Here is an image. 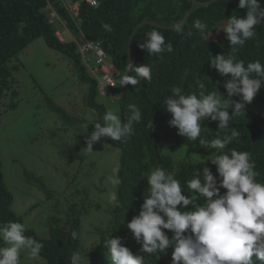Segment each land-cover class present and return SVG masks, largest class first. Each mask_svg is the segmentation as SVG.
Returning <instances> with one entry per match:
<instances>
[{"label":"trees","instance_id":"trees-1","mask_svg":"<svg viewBox=\"0 0 264 264\" xmlns=\"http://www.w3.org/2000/svg\"><path fill=\"white\" fill-rule=\"evenodd\" d=\"M50 1L75 35H83L104 47L121 75L126 73L128 62L147 64L152 70L150 82L141 80L135 87L131 84L123 87L120 98L102 96L98 92L97 81L87 71L84 64L86 57L77 44L72 41L60 42L54 34L55 31L48 25V0H0V116L9 109L18 107L14 101L18 97L17 91L9 93L13 72L8 64L39 38H43L49 48L71 61L77 79L87 87V106L97 112L96 122L103 123V115L108 111V106L101 102V98H109L111 103L119 102L122 123L131 115L129 104H135L141 110L142 119L140 122H133V135L130 138L113 141L102 137L109 145L121 150V157L117 173L119 183L116 186V196L114 195L116 199L106 205L107 212L105 215L101 213L100 217L106 229L95 227L100 233L98 243L92 247H84L82 236L84 218L92 212L96 197L101 192H96L97 184L94 185L92 181L88 184L86 182L82 189L76 187L77 194L82 193L79 195V205L72 199L75 203H70L68 210L49 208L48 215H45L49 226L48 235H39L35 228L25 227V235L43 243L40 256L47 264H71L73 252L81 254L83 264H110L106 258L107 249L103 246L104 240L109 236L122 238L124 246L129 247L134 254L139 253L141 245L133 238L127 223L139 213L149 187L146 176L152 169L163 166L171 171L175 178L181 180L183 191H187L185 182L192 178L196 170L202 172L204 166L210 167L213 174L218 175L216 166L210 163L215 155L212 157L208 145H201L199 139L190 141L178 135V128L169 123L173 116L166 111L164 101L172 95V89L176 87L182 94H196L198 97L201 91L205 94L217 92L222 102H225L228 96L223 85L230 79L231 74L228 77L221 76L211 66L210 60L216 55L224 54L234 55L245 66L256 60L264 65V23L255 26V36L233 53L227 33L220 30L229 17L246 15L247 9L238 7L239 0H99V5L94 8L82 4L80 29L69 18L60 0ZM260 3L261 10H264V0H260ZM197 19L207 25L205 31L210 33L207 40L193 27ZM177 25L183 28L184 33L176 32ZM153 30L160 32L166 43L172 44L171 53L164 52L159 57L151 56L147 49L140 47V44L145 43L147 33ZM189 30L192 31V36L186 35ZM17 69L19 67L14 68ZM127 74L135 75L132 72ZM198 82L204 84L203 89ZM113 92L119 93L117 88ZM8 95L12 98L10 106L3 104ZM232 99L238 100L239 97ZM47 102L49 109L58 114L64 123L74 124L71 117L73 114L70 115L49 98ZM229 113L231 115V108ZM232 129L237 130L240 136L225 151L235 148L249 152L259 173L257 179L264 181V78L254 100L230 121L228 129H219L218 122L209 119L202 123L201 136L206 141H211L218 136L222 138L225 134H230ZM66 131L67 129H63V132ZM88 135L90 132L86 133L85 141ZM173 144L186 146L188 151L185 161L176 163L163 152L162 146ZM83 147L85 155L80 153L74 158L79 164L89 161L86 167L89 170L95 166V162L89 159L87 142ZM62 154L66 156L64 149ZM219 154L218 151L216 155ZM207 157L210 158L203 160ZM24 176L29 183L36 186L37 192H33L36 194L34 207L45 205L51 198H55L52 191L55 188L47 185L42 177L28 170L24 171ZM100 188L102 190L103 187ZM39 190L46 198L37 201ZM64 197L65 195L60 196L57 203L64 205L62 201L69 200L72 195L65 200ZM13 203L14 196L6 186L0 158V223L17 221L24 225L28 213L17 215L12 209ZM96 230L95 233L98 234ZM73 231L78 233L75 240L71 236ZM164 231L171 238L172 233L169 230ZM172 251L169 248L167 254H161L159 259L144 254L146 259H150L146 264H171Z\"/></svg>","mask_w":264,"mask_h":264},{"label":"clouds","instance_id":"clouds-1","mask_svg":"<svg viewBox=\"0 0 264 264\" xmlns=\"http://www.w3.org/2000/svg\"><path fill=\"white\" fill-rule=\"evenodd\" d=\"M60 1L62 6H66L69 0ZM95 1L97 4L94 6L89 0L83 1V4L94 8L99 5V0ZM238 7L247 9L246 15L229 17L221 28L227 33L233 53L255 36V26L264 23L260 0H239ZM46 12L47 23L55 31L56 38L62 43L74 42L86 57L84 64L90 77L97 84L100 79L99 82L105 87L103 89H106L102 94L104 90L98 87L102 96L120 98L123 87L129 84L135 87L141 80H152V70L147 64L128 62L126 73L121 75L99 42L90 41L83 35L78 36L80 39L76 41L66 40L69 27L50 0ZM53 12L57 14V19L54 24H50ZM193 27L200 31L204 39H208L210 33L205 31V23L197 19ZM77 28L80 29V26ZM175 30L184 33L180 25ZM186 35L192 36L193 33L189 30ZM140 47L147 49L149 55L157 57L173 51L172 44L166 43L165 37L155 30L147 33V39ZM99 50L105 54L108 71L103 72L97 61ZM210 62L221 76L228 77L231 74L223 85L228 96L225 102H222L217 92L205 94L201 91L198 97L196 94H182L179 88L174 87L172 95L165 99L164 107L172 114L169 123L178 128V135L190 141L199 139L201 145H208L212 157L215 155L210 163L216 166L218 175L213 174L210 167L204 166L202 172L196 170L192 178L185 182L187 191H183L184 185L171 171L163 166L152 169L146 176L149 187L139 213L127 223L133 238L141 245L139 253L142 254H134L129 247L124 246L122 238L109 236L103 246L107 249L106 258L110 264H146L150 259H146L144 254L159 259L161 254H167L169 248L173 249L171 264H264V181L257 179L259 173L256 163L247 151L235 148L225 151L228 145L239 139L240 133L235 129L211 141L201 136L204 121L211 119L218 122L219 129H228L230 121L254 100L262 87L264 65L256 60L245 66L234 55L224 54L214 56ZM128 72L135 75H128ZM108 74L116 85H111L107 80ZM198 84L201 89L204 88L203 83ZM115 88L119 93L113 92ZM232 97L239 99L233 100ZM128 109L131 115L123 123L120 115L106 111L103 123L95 122V130L86 137V150L93 151V145L102 137L113 141L130 138L133 135V122H140L142 113L135 104H129ZM218 151L220 154L216 155ZM181 161L185 159L178 162ZM112 182L119 183V180L113 179ZM164 230L172 233L171 238ZM25 232V225L20 222L0 223V241L3 242L0 246V264H21L22 250H26L30 258L40 257L47 264L40 256L43 243L25 235ZM71 236L75 240L78 233L73 231ZM70 260L71 264H83L79 252H73Z\"/></svg>","mask_w":264,"mask_h":264},{"label":"rangeland","instance_id":"rangeland-1","mask_svg":"<svg viewBox=\"0 0 264 264\" xmlns=\"http://www.w3.org/2000/svg\"><path fill=\"white\" fill-rule=\"evenodd\" d=\"M220 32L223 33V30ZM65 39L76 41L80 37L70 31ZM70 62L68 58L49 48L43 38H39L8 64L13 72L9 93L17 91L18 97L14 101L18 107L9 109L0 116V158L6 186L14 196L13 211L19 216L22 212L28 213L24 225L35 228L39 235H48L49 226L45 215L49 208L68 210V206L74 201L79 205V195L82 193L77 194L76 187L82 189L86 182L88 184L91 181L94 185L97 184L96 192H101L96 197L92 212L84 218L82 232L84 247H92L100 237L95 227L106 229V225L100 220L101 213L106 214V205L116 196L117 183L112 180L117 179L121 150L101 138L93 145V151L89 152V159L95 162L92 169H86L89 161L79 164L74 158L80 153L85 155V135L95 130L93 127L97 121V112L87 106V87L77 79ZM15 67L19 69L14 70ZM99 80L98 87L105 88ZM113 84L116 85L115 80ZM103 90L102 94L106 89ZM47 98L70 115L73 114L71 117L74 124L64 123L58 114L52 112ZM101 99L108 106V111L121 116L119 102L114 104L109 98ZM11 103L12 98L8 95L3 104L10 106ZM63 129L67 131L63 132ZM185 147L179 144L166 145L163 152L178 162L188 151ZM63 149L66 156L62 154ZM25 170L42 177L47 185L53 186L55 198L45 205L34 207L36 194L33 192L36 191V186L28 182L24 176ZM100 187H103L102 190ZM39 192L37 201L46 198L44 193ZM63 195L64 200L70 195L72 197L62 201L64 205L58 204L57 201ZM55 204L58 205L54 207ZM2 244L0 241V246ZM20 255L21 264H44L40 257L30 258L26 250H22Z\"/></svg>","mask_w":264,"mask_h":264},{"label":"built area","instance_id":"built-area-1","mask_svg":"<svg viewBox=\"0 0 264 264\" xmlns=\"http://www.w3.org/2000/svg\"><path fill=\"white\" fill-rule=\"evenodd\" d=\"M89 2L93 6L97 4V1H95V0H89ZM68 10L73 14V17H77L78 16V11H77L78 7L77 6H71V7L69 6ZM56 19H57V14L55 12H53L52 15H51L50 24H54L56 22ZM57 34H58V36L60 38H62L60 32H58ZM87 47H86V49H88ZM104 56H105L104 52L99 50L98 56H97V61L101 65V69H102L103 72L104 71H108V67H107V65H105L106 63H105ZM107 80L110 82L111 85H113V80H112V78H111V76L109 74L107 75Z\"/></svg>","mask_w":264,"mask_h":264},{"label":"bare ground","instance_id":"bare-ground-1","mask_svg":"<svg viewBox=\"0 0 264 264\" xmlns=\"http://www.w3.org/2000/svg\"><path fill=\"white\" fill-rule=\"evenodd\" d=\"M83 1L85 0H69L68 3L66 4L65 7V11L67 12L69 18L75 23L76 27L80 26L81 23V6L83 4ZM71 6H77L78 7V16L77 17H73V14L68 10V7ZM71 30H69L67 28V32H70ZM72 32V31H71Z\"/></svg>","mask_w":264,"mask_h":264}]
</instances>
